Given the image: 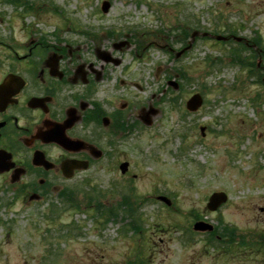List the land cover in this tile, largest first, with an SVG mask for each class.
Segmentation results:
<instances>
[{
	"label": "rangeland",
	"instance_id": "obj_1",
	"mask_svg": "<svg viewBox=\"0 0 264 264\" xmlns=\"http://www.w3.org/2000/svg\"><path fill=\"white\" fill-rule=\"evenodd\" d=\"M28 1L35 8L30 12L0 0L2 66L14 62L7 46H19L32 29L57 32L73 47L80 44L87 62L102 64L100 53L107 52L119 60L115 75L125 85L114 89L116 81L103 82L97 99L127 104L132 128L115 138L114 149H106L110 156L82 173L89 181L58 180L46 198L32 204L20 198L26 189L22 183L14 189L0 176V264H62V254L65 264H76L75 257L78 264H264V88L232 63L229 52L237 41L217 39L231 24L243 43H253L255 51L248 52L259 62L263 72L254 69L264 83V0ZM104 1L111 4L106 13ZM184 20L196 24L187 50H182V35L173 34ZM81 29L93 30L97 39ZM110 31L115 33L105 35ZM181 67L188 80H180ZM170 79L184 88L173 109L159 101L163 92L174 91ZM195 93L204 103L191 112L186 102ZM122 162H129L126 173ZM87 184L108 191L99 198L104 204L135 206L139 228L122 231L130 222L122 211L108 222L96 216L81 193ZM63 187L76 193L81 210L58 207ZM216 191L229 199L210 211L208 198ZM52 203L57 210L49 219ZM199 220L215 229L228 224L236 229V239L245 236L253 245L211 247L208 232L192 227Z\"/></svg>",
	"mask_w": 264,
	"mask_h": 264
},
{
	"label": "flooded vegetation",
	"instance_id": "obj_2",
	"mask_svg": "<svg viewBox=\"0 0 264 264\" xmlns=\"http://www.w3.org/2000/svg\"><path fill=\"white\" fill-rule=\"evenodd\" d=\"M81 33L97 39L93 30ZM0 45L5 46L1 40ZM7 48L14 62L5 68L0 62V176L14 189L22 183L20 198L28 205L44 199L58 180L86 181L82 173L110 156L106 149H114L132 125L127 104L97 99L103 82L116 81L114 89L125 85L109 53H100L102 64L87 62L80 44L73 47L58 33L37 29ZM73 163L77 167L65 173L64 164Z\"/></svg>",
	"mask_w": 264,
	"mask_h": 264
},
{
	"label": "trees",
	"instance_id": "obj_3",
	"mask_svg": "<svg viewBox=\"0 0 264 264\" xmlns=\"http://www.w3.org/2000/svg\"><path fill=\"white\" fill-rule=\"evenodd\" d=\"M3 2H7V3H12L16 6H25L28 9H35L34 5H29V1L28 0H2ZM196 28V24L194 22L190 23L187 21H183L182 25H179L177 27H173V34L177 33V34H181L182 38H180V43L182 44V47H187L189 45V40L192 37V33ZM224 28V26H223ZM226 30V32L228 33L227 35L231 36L233 35L235 32L232 30V25H226V28H224ZM174 36V35H173ZM178 41V40H177ZM224 44H227V42H223ZM259 44V43H258ZM235 46L238 47H231L232 49H230L229 52V56L231 58L232 63H234L235 65L239 66L242 70H246L248 73V77H257L256 80V84L259 87H263L264 88V83H260L258 78V75L261 74H256V69H258L257 72L262 73L263 70L259 69L261 67H259L258 63L255 61V57L250 54L248 52L249 47L245 44L242 43H237ZM253 49V51H255L254 48H250ZM253 61H255L254 63H252ZM210 68H215L216 66H208ZM181 72H179V70L177 71V73L180 76V80L185 79L188 80L189 77L188 75H186V70L183 69V67H181ZM185 71V72H184ZM183 87L180 84L179 90L178 92H169L167 94H165L163 96V100H162V104L163 105H169L171 109L175 108V104H173L174 102L178 101V95H181V93L183 92ZM172 93H174L172 95ZM99 187L97 186H92V185H82L81 188V193L85 195V198H87L86 201V206L90 209H93L95 211L96 216L104 219V222H108L109 220L116 218L119 215V212L122 211V213H124L127 217L130 218V222L127 223L122 229V231H128L130 228H135V226L137 228H139L140 223H141V215L140 213L137 211L136 207L129 204L128 201L126 202H118L117 204H112V203H108V204H104L101 201H99L100 197L106 198L108 195V191L104 190V189H98ZM68 189V190H67ZM71 190V191H70ZM116 191V187H114V192ZM59 195L63 201L62 206H58L60 209L63 207L64 211L68 210V209H76V210H81V203L78 199V196L76 195V193L74 191H72V189L69 188H63L60 192ZM83 195V196H84ZM94 196H97V200L94 201ZM55 204L52 203L51 206V215L48 216L49 219H54V212L57 210L55 209ZM135 208V209H134ZM195 220L199 219L200 217H198L197 215L195 217H193ZM238 237L236 235V229L230 227L228 224H226L225 226L223 224H221V226L216 227V229L211 232L210 234H208L207 236V240L209 242V245L211 247H218L219 245H224V246H230L232 244L239 243L242 246H252L253 242L252 240H246L245 236H242L241 239L237 238ZM262 242V241H261ZM138 261H135L134 263L137 264ZM139 264H142V262H139Z\"/></svg>",
	"mask_w": 264,
	"mask_h": 264
},
{
	"label": "water",
	"instance_id": "obj_4",
	"mask_svg": "<svg viewBox=\"0 0 264 264\" xmlns=\"http://www.w3.org/2000/svg\"><path fill=\"white\" fill-rule=\"evenodd\" d=\"M110 7V3L108 1H104L103 3V11L104 12H107L108 9ZM217 39L218 40H226L227 37L225 36H221V35H218L217 36ZM237 40H241L242 38L240 37H236ZM116 63H119L118 60H115ZM171 84L174 85L175 88L178 87V84L175 82V81H171ZM203 104V97L201 96V94L199 93H196L194 94L188 101H187V108L188 110L190 111H197ZM156 110L152 109L149 111V113H155ZM144 122L149 125L150 124V119L149 118H145L144 119ZM201 131L202 133H204L205 131V128L202 127L201 128ZM39 159V157H36ZM40 163L41 160L39 159L38 160ZM78 164H71V165H67V164H64V170H65V173H68L67 171L68 170H71V169H74L77 167ZM121 168V171L123 173L127 172L128 168H129V163L128 162H123L120 166ZM4 167L2 165V159L0 158V171H3ZM68 177H70V174H66ZM159 199L165 201L168 205L171 204V200L165 196H160ZM228 200V195L223 192V191H217V192H214L210 197H209V201H208V204H207V207L209 210L211 211H216L217 209H219L220 206H222L224 203H226ZM214 226L210 223H207L205 221H198L195 223L194 225V229L195 230H199V231H211L213 230Z\"/></svg>",
	"mask_w": 264,
	"mask_h": 264
}]
</instances>
